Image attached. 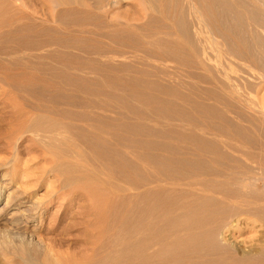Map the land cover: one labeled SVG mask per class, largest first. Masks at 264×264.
Masks as SVG:
<instances>
[{
	"label": "bare ground",
	"instance_id": "obj_1",
	"mask_svg": "<svg viewBox=\"0 0 264 264\" xmlns=\"http://www.w3.org/2000/svg\"><path fill=\"white\" fill-rule=\"evenodd\" d=\"M55 1L38 20L0 0V79L62 149L58 184L14 168L28 218L59 205L87 251L44 263L264 264V0Z\"/></svg>",
	"mask_w": 264,
	"mask_h": 264
},
{
	"label": "rangeland",
	"instance_id": "obj_2",
	"mask_svg": "<svg viewBox=\"0 0 264 264\" xmlns=\"http://www.w3.org/2000/svg\"><path fill=\"white\" fill-rule=\"evenodd\" d=\"M2 1H8L12 3L19 10L28 12L38 20L42 19V17L45 19V16L47 17L51 12L50 9L47 13L48 9L50 7H55L54 5L56 4L55 0ZM107 1L108 5H106V0H104L106 5L105 9L110 7L109 3L111 2H109V0ZM137 1L138 0H124L122 4L118 5V7H115L113 4V6L111 5V7H115L117 11L114 8L113 10L111 7V9L108 8L111 11L108 9L107 11L110 12L112 17L121 16L122 13V18L127 17L129 15L128 13H130L129 16H131V13L133 16H137L138 13L136 14L137 10L135 6L138 5ZM132 6H135L134 9ZM114 11L117 13L115 14L116 16L111 14V12ZM118 11H121L122 13L120 12L119 15ZM107 15L110 16L109 14ZM262 86L264 88V84ZM21 92L22 91H18L17 93V90L15 91L10 85L7 84V82L5 83V81L3 82L0 79V264H22V259L26 258L27 255V257L30 256L32 264H45L44 258L48 249L51 250V252L54 253V255H56L58 258L65 256V258L70 257L69 259L72 260H74V258L81 260L79 258H83L82 256H84L87 251L83 248L82 244L79 245L77 241H73L75 240L74 237L71 235L66 236L67 233L65 232H68V230L65 228V225L70 223L68 222L69 220L67 221L68 223L66 222L65 225L63 224L64 229L62 223L59 224L58 218L62 214V207L60 208L59 205H56L53 206L49 211L44 212V208L40 205L38 211L40 215L42 214V217L37 214L36 218H34L35 220L32 219L33 221H30L28 218L32 213L30 201L33 198V195L24 193V186H18L21 185L19 180L24 182L27 181V178L20 179L19 175L14 171V168L20 167L22 170L31 168L29 170L32 172L34 171V174L36 173L42 174V176L44 175V180L49 178L50 180L48 179L47 181H54L58 184V182H56L57 174L48 170L55 164L53 163V158H51L49 155L52 152H62V149L61 147L57 148V145L55 148H53L54 145H52L53 147L51 145L44 146V143L36 142V139H38L37 136L24 131V127L29 123V121H32L33 117L36 115V112L31 111V104L34 102V100L29 98L26 94H24V92L21 94ZM18 94H20L23 98ZM25 95L27 96L26 98ZM28 110L31 111V114ZM27 112L29 113V116ZM213 138L219 139L218 137ZM16 154H20L19 157H16ZM44 169H46L47 175L43 172ZM31 178H33V176L29 177V179ZM45 191L46 188L44 186H40L37 193L42 198ZM74 192L75 191L65 193L59 192L55 198L56 202L61 200L65 202L66 198H68L70 200H75L71 204L69 203L71 207L81 206L83 201H78V193ZM81 192L83 191L81 190ZM21 201H25V203L21 204ZM16 203H20V205H15ZM99 206L102 205L99 203ZM99 206V209L103 207ZM103 209L106 210V208H102L101 211ZM63 230L65 232H62ZM70 230L74 229L70 228ZM92 231L96 232L95 230ZM63 235L65 236L63 237ZM48 242H51L52 244H49Z\"/></svg>",
	"mask_w": 264,
	"mask_h": 264
}]
</instances>
